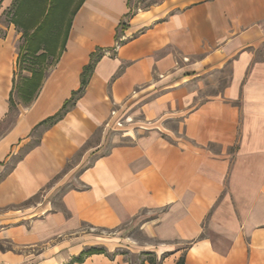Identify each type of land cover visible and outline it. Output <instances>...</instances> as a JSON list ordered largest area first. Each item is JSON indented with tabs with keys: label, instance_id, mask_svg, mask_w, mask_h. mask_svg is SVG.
I'll return each instance as SVG.
<instances>
[{
	"label": "crops",
	"instance_id": "crops-1",
	"mask_svg": "<svg viewBox=\"0 0 264 264\" xmlns=\"http://www.w3.org/2000/svg\"><path fill=\"white\" fill-rule=\"evenodd\" d=\"M133 1L84 0L60 58L27 106L11 102L16 29L0 33V240L14 246L0 249V264H132L104 252L78 262L97 245L67 253L50 241L82 222L112 228L133 217L160 241L144 251L161 264L182 255L187 264H264V49L257 59L264 48V0ZM11 2L0 0V17ZM229 60L232 77L223 94L174 115L184 117L189 139L167 142L153 133L108 152L103 143H91L109 115L108 91L123 101L138 86L155 97L169 84L175 102L182 84ZM185 90L180 98L187 108L194 94ZM239 100L241 107L232 104ZM162 101L150 102L145 112H164ZM59 112L55 122L43 123ZM79 150L84 155L75 169L93 161L82 173L88 187L66 185L51 194L58 209L33 203L70 172ZM158 208L164 211L143 213Z\"/></svg>",
	"mask_w": 264,
	"mask_h": 264
},
{
	"label": "rangeland",
	"instance_id": "rangeland-1",
	"mask_svg": "<svg viewBox=\"0 0 264 264\" xmlns=\"http://www.w3.org/2000/svg\"><path fill=\"white\" fill-rule=\"evenodd\" d=\"M20 1L12 0L8 9L1 15L0 33L3 34L10 25L16 29L18 69L15 76V90L12 99L15 103H22L27 106L31 102L25 100L22 88L25 86L26 81L31 78L34 69L44 71V82L46 76L64 50L63 47L66 45L74 14L83 2L79 5L81 0H27V3L22 6V10H20V7L17 8L16 16H14L16 4H19ZM135 1L133 2L135 3ZM154 1L157 0H144L141 5L144 6ZM131 14L132 12L125 16L119 32L127 29ZM14 20H17L19 24ZM22 26L23 28H21ZM25 28H28L27 31H24ZM126 40V34H122L119 37V41L122 43ZM39 41H41L40 51L36 55H30L28 48L30 45H38L37 42ZM119 45L120 43H117V46ZM263 49V46L257 49V59L262 58ZM116 50L117 48L109 50V53L114 55ZM45 51H48L47 59L45 61L39 60V54ZM183 59L187 61V58L184 57ZM232 70V60H229L223 67L205 73L198 78H194L192 81L185 82L182 84L185 88L179 85L180 88L177 90L179 99L175 102H171L169 99V84H163L159 87L155 91V95L157 94L155 97L148 95L151 89L149 92H145L143 86H138L123 101H115L111 92L109 93L108 91L107 100L111 104L109 115L100 125L91 143L94 145L96 142L103 143L105 151L108 152L115 146L132 145L140 138L153 133H157L167 142L189 139L183 125L184 117L175 118L174 115L185 114L193 107L207 102L208 99L223 94L231 81ZM163 86L167 90L161 91ZM185 89L190 91V94H194V98L188 102L187 108L186 101L184 102L183 98H180L186 93ZM159 97L163 98L161 103L166 106V109L164 112L151 116L145 112V109L149 108L150 102L155 101ZM232 104H237L241 107L242 103L239 100L233 101ZM209 149L219 150L214 144H210ZM91 152H94V148L91 149ZM83 155V150H79L67 165L65 172L73 167L70 172L65 175L60 174L55 179L57 186L44 189L32 200L33 203L39 200L43 205H48L51 210L58 209L61 207L56 205L58 198L51 194L60 190V188L64 190L66 185L69 186V190L86 189L88 184L82 179V173L85 167L92 164V159L88 160L85 165L83 164L81 170L79 168L75 169L73 166L79 157ZM163 211L164 208H158L151 211L144 210L143 213L154 215V213L159 214ZM47 212L45 209L40 213L42 216H45ZM67 215L69 214L67 213ZM143 223V220L141 221L138 217H133L123 224L112 228L82 222L77 228L70 231L67 230L64 234H60L58 239L56 237L55 240H51L50 244L57 243L61 246L63 245L67 253H71L75 249L78 251L81 247L97 245L93 248H100L104 253L111 256L114 254L122 255L126 260L131 261L132 264H141L143 259L147 258L146 251L144 250H149L150 248H154L155 245L161 244L159 240L154 238L143 227ZM13 247V244L9 240H0V249H13Z\"/></svg>",
	"mask_w": 264,
	"mask_h": 264
},
{
	"label": "trees",
	"instance_id": "trees-1",
	"mask_svg": "<svg viewBox=\"0 0 264 264\" xmlns=\"http://www.w3.org/2000/svg\"><path fill=\"white\" fill-rule=\"evenodd\" d=\"M82 2H84V0H81L80 3H79V5ZM25 3H27V0H21L19 4H16V10L14 12V16H16L17 8L20 7V10H22L21 8H22V6H24ZM77 11H78V8H77ZM76 12H75V14H76ZM14 21H16L17 24H19V22L17 20H14ZM122 23H121V25H122ZM21 28H23V26ZM27 29L28 28H25V30L24 29L23 30L24 31H27ZM38 31H39V29H38ZM33 40H34V38H33ZM37 43H38V45H36V46H31L30 45V47L28 48L29 49L28 50V53L30 55L31 54L32 55H36L40 51V49H41V46H40L41 41H39ZM64 48L65 47H63V49ZM54 53H55V51H54ZM47 57H48V51L47 52L45 51V52H42L41 54H39L38 59L45 61V59H47ZM88 67H89V65L87 67H85V70ZM44 76H45L44 71H41L40 69H34L33 70L31 78H29L26 81L25 86L22 88V93L25 96V100H27V102H32L36 98V96L38 95V93H39V91H40V89L42 87V84H43ZM84 83H85V80H83V85H84ZM74 97H75V94L73 95V98ZM11 102L13 103V99L12 98H11ZM67 103L65 104L64 108L66 107ZM61 115H62V112H59L56 115H54V116L49 117L48 119H46L43 123H53L57 119H59L61 117ZM103 252L104 251L102 249H100V248H91L87 252L82 253L80 256H78L76 258V261L82 262L87 255H91V254H95V253H103ZM146 255H147V258H145V259H147L151 264H161V262H160L161 260H159L158 257L156 255H154L153 253L146 252ZM175 264H187L185 255H182L177 260V262Z\"/></svg>",
	"mask_w": 264,
	"mask_h": 264
}]
</instances>
